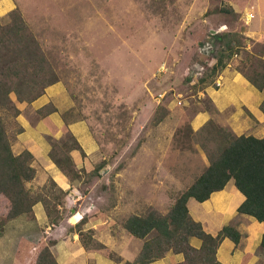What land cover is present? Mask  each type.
<instances>
[{
    "label": "rangeland",
    "instance_id": "1",
    "mask_svg": "<svg viewBox=\"0 0 264 264\" xmlns=\"http://www.w3.org/2000/svg\"><path fill=\"white\" fill-rule=\"evenodd\" d=\"M15 1L50 65L51 78L58 81L45 87L39 100L17 103L18 119L26 131L13 142V151L27 148L34 154L37 173L27 184L34 194L50 189L55 173L50 151L69 153L81 176L73 179L78 199L71 188L60 198L57 215L62 218L45 238L40 234V242L33 238V252L75 231L65 219L73 208L87 221L108 219L97 227L110 230L111 245H117L116 239L122 245L128 241L135 251L143 240L126 232L125 218L144 213L156 203L166 212L208 164L203 144L210 149L218 143L214 131L189 139L183 129L192 121L197 123L193 117L201 109L214 111L210 100L199 93L200 87L191 83L204 71L205 63L213 62L218 42L211 31H236L246 43L245 33L254 17L246 20L244 16L254 15L258 0ZM11 12L0 17L1 24L10 21ZM251 49L260 51L261 45L251 43ZM244 57L243 52L233 57L235 66ZM252 60L253 68H260L257 57ZM41 103L55 106L56 112L41 115ZM3 117L8 122L6 113ZM233 185L230 180L225 191ZM199 204L189 200L191 209ZM207 229L212 231L210 226ZM192 242L199 240L192 238ZM24 264L33 262L29 259Z\"/></svg>",
    "mask_w": 264,
    "mask_h": 264
},
{
    "label": "trees",
    "instance_id": "2",
    "mask_svg": "<svg viewBox=\"0 0 264 264\" xmlns=\"http://www.w3.org/2000/svg\"><path fill=\"white\" fill-rule=\"evenodd\" d=\"M12 11L10 21L0 23V232L8 221L19 215L34 219L33 206L37 202L42 203L49 223H57L62 218V214L57 215L59 207H62L60 198L67 194L54 180H50L51 186L46 192L32 193L27 184L36 175L34 155L28 149L15 153L12 148L17 135L24 130L17 120L20 114L17 103H32L44 94L45 87L58 81L51 78L53 73L49 74L50 65L26 28L19 10L15 8ZM212 36L218 42V47L212 53L213 62L210 65L205 63L204 71L195 82H191L192 85L203 90L215 84L223 68L233 57L243 52L245 57L239 60L236 69L257 88H262L264 60H257L259 63L256 61L261 69V72H257L253 68V54L245 50V42L242 40L244 37L236 31L216 32ZM246 66L251 67L252 74L247 73ZM38 111L46 116L56 112V108L44 104ZM3 113L9 116L8 122L4 120ZM183 129L189 139L199 132L214 131L218 143L210 149L207 144H203L208 164L190 185L178 193L166 212L149 206L144 213H131L125 218L122 227L143 242L133 260L125 261L124 264H148L162 258L169 250L183 254L184 260L178 264H218L216 251L222 239L227 237L237 244L240 232L235 226L228 224L214 235L207 233L202 223L190 215L187 201L192 198L203 202L213 192L222 190L230 180H233L237 190L244 196L237 212L264 223V136L259 138L253 135H235L212 119L204 123L198 131L193 130L190 123ZM182 136L186 138L184 134ZM66 145L68 149H73L71 144ZM49 157L70 180L81 177L80 172L74 169L69 153L58 155L53 150ZM86 222L85 216H82L74 226L82 247L100 251L116 263L121 262L122 257L93 237V230H83ZM192 237L200 240L198 248L190 244ZM54 244L55 240L43 245L33 264H59L51 249ZM259 247L264 251V233ZM261 264H264V259Z\"/></svg>",
    "mask_w": 264,
    "mask_h": 264
},
{
    "label": "crops",
    "instance_id": "3",
    "mask_svg": "<svg viewBox=\"0 0 264 264\" xmlns=\"http://www.w3.org/2000/svg\"><path fill=\"white\" fill-rule=\"evenodd\" d=\"M255 4H257V6L254 7L255 11L253 9L254 18L245 33L248 39L245 43V50L253 54V57H257V60H264V0H258ZM14 8H16L15 0H0V17L6 15ZM22 11L24 12L23 7ZM248 41L252 44L258 43L261 45L260 51L252 50L251 43ZM246 71L252 74L251 67L246 66ZM256 71L261 72V69L257 68ZM219 77H221V84L219 87L215 89L208 86L199 92L203 97H207L210 100L214 109L213 113L208 109H201L196 112L193 120L197 121V123L195 122L196 124H194L193 121L192 124L190 123L192 129L196 130L209 119H213L216 123L230 129L232 133L236 135L263 137L264 86L262 88H257L252 84L241 71L236 69L233 60L223 68ZM43 104L44 103H41L39 105L41 106ZM18 116L17 120L19 121ZM22 127L26 131L25 126L22 125ZM35 134L37 135V133ZM51 165L55 167L53 168L55 173L51 174V179L54 180L61 189L66 191L67 194H69L68 190L70 188L73 194L78 193L75 198L78 199L77 195L80 194L78 188L73 183L74 180H70L66 177L52 162ZM149 185H151V183ZM153 185L157 186L158 184L153 183ZM225 187L222 190L213 192L207 200L200 202L201 204L193 205L192 209L189 206L190 198L187 201L189 213L194 220L202 223L207 233L214 235L219 229L228 224L235 226L240 232V239L237 244L227 237L222 239L216 251L218 264H261L264 259V253L262 249H260L259 244L264 233V223L258 222L250 215L238 213L237 208L244 200V196L237 190L235 185L227 192L225 191ZM88 193L89 191L87 194ZM134 194L137 196L138 191L134 192ZM157 204L158 203H156V205ZM156 205L155 207L162 211V208ZM203 205L206 206L205 213H203ZM37 206L39 209H36ZM33 211L34 219L26 215H19L4 225L2 232H0V264H24L29 263V259L34 263L36 254H34L33 250H35L36 244H33V238L40 242V234H43L42 239L45 238L44 234H48V230H51V226H54V224L49 223L41 202L34 204ZM72 212L69 217L65 218L67 227L75 226L83 216L82 212L78 209L73 208ZM96 220L87 221L83 225V230H93V237L122 257V261L116 263L113 259L106 257L100 251L84 249L79 241L78 233L74 229L75 231L70 230L63 236L56 238L55 244L51 247L59 264H123L125 261L133 260L141 247H137L135 251H132V247L129 246L128 241L125 245H122L121 240L117 239L115 240L117 245L112 246L113 234L110 230L108 228L99 229L97 227L99 224H106L108 219H104L103 221ZM207 226H210L212 231H208ZM131 236L130 238L132 239ZM192 238L189 240L190 244L198 248L201 244L200 240L196 238L199 240V243H193ZM130 243H132L131 240ZM24 249H26V252H23ZM103 257L107 258V260H103ZM183 260L184 256L182 253H174L169 250L162 258L148 264H178Z\"/></svg>",
    "mask_w": 264,
    "mask_h": 264
},
{
    "label": "built area",
    "instance_id": "4",
    "mask_svg": "<svg viewBox=\"0 0 264 264\" xmlns=\"http://www.w3.org/2000/svg\"><path fill=\"white\" fill-rule=\"evenodd\" d=\"M252 16H253V14L249 12V13L245 14L244 17H245L246 20H249L250 18H252ZM219 75H218V77L215 80V85H217V86H220V84H221V77H219Z\"/></svg>",
    "mask_w": 264,
    "mask_h": 264
},
{
    "label": "water",
    "instance_id": "5",
    "mask_svg": "<svg viewBox=\"0 0 264 264\" xmlns=\"http://www.w3.org/2000/svg\"><path fill=\"white\" fill-rule=\"evenodd\" d=\"M211 32H212V33H216V31H214V30H212ZM206 61H208V60H206Z\"/></svg>",
    "mask_w": 264,
    "mask_h": 264
}]
</instances>
